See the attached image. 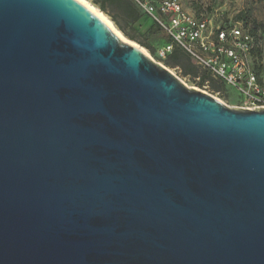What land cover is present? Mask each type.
I'll return each instance as SVG.
<instances>
[{
    "label": "water",
    "instance_id": "water-1",
    "mask_svg": "<svg viewBox=\"0 0 264 264\" xmlns=\"http://www.w3.org/2000/svg\"><path fill=\"white\" fill-rule=\"evenodd\" d=\"M0 264H264V109L75 0H0Z\"/></svg>",
    "mask_w": 264,
    "mask_h": 264
},
{
    "label": "built area",
    "instance_id": "built-area-1",
    "mask_svg": "<svg viewBox=\"0 0 264 264\" xmlns=\"http://www.w3.org/2000/svg\"><path fill=\"white\" fill-rule=\"evenodd\" d=\"M93 2L94 0H87ZM168 37L157 50L165 59L175 48L185 54L198 73L241 95L237 107L264 109V70L259 53L264 38L243 21L216 23L189 12L180 0H129ZM201 76H197L200 81Z\"/></svg>",
    "mask_w": 264,
    "mask_h": 264
},
{
    "label": "rangeland",
    "instance_id": "rangeland-1",
    "mask_svg": "<svg viewBox=\"0 0 264 264\" xmlns=\"http://www.w3.org/2000/svg\"><path fill=\"white\" fill-rule=\"evenodd\" d=\"M89 3L93 5L92 2ZM180 3L189 12L196 15H203L208 18H213L216 23L243 21L244 23L250 25L257 35H259L261 38H264V0H180ZM241 14H243L245 18L237 19V17ZM106 17L110 20L108 16ZM112 24L124 36V34L117 28V26L113 22ZM123 29L126 34L134 37V40H130L129 38L124 36L126 39L136 43L141 48H143L155 62L163 65L165 68L170 70L187 86L199 89L220 100L229 107H237L238 102L241 101L242 97L237 93L235 89L229 86H223L222 84L209 78H206L205 81L200 84V81L197 80V76H201V74H199L198 71L195 77H193L192 75L185 76L183 75L179 67L166 66V58H157L155 57L154 53H151L149 50L142 47L141 44L145 42L149 45L153 52L157 53V50L161 47V45L165 43L164 34L160 31H157V29L148 19L145 20V24L142 25V34H138L134 26H125V28ZM135 33H137L138 35H135ZM259 64L262 68L261 70L263 71L264 41L259 53Z\"/></svg>",
    "mask_w": 264,
    "mask_h": 264
},
{
    "label": "trees",
    "instance_id": "trees-1",
    "mask_svg": "<svg viewBox=\"0 0 264 264\" xmlns=\"http://www.w3.org/2000/svg\"><path fill=\"white\" fill-rule=\"evenodd\" d=\"M92 3L98 5V8L104 13L106 12L103 4H108L109 6L114 7L118 10L119 14L130 23H134L139 19V15L136 11V8L132 5L129 0H94ZM243 18H245L243 14L237 17V19ZM110 20L117 26V28L124 34V36H126L130 40H134V37L126 34L124 32V29L117 24L113 17H110ZM153 26L157 29V31L162 32L158 26H156L155 24H153ZM164 36L165 43L163 45L169 43L168 37L165 34ZM163 45H161V47ZM141 46L149 50L151 53H154L155 57L158 58L157 53L153 52V50L149 47L147 43L144 42L141 44ZM165 61L166 66L179 67L183 75L185 76L192 75L193 77H195L197 75V69L195 68V66H193L189 58L177 48H175L173 52L166 57ZM206 78L207 74L202 75L200 79V84H202Z\"/></svg>",
    "mask_w": 264,
    "mask_h": 264
},
{
    "label": "crops",
    "instance_id": "crops-1",
    "mask_svg": "<svg viewBox=\"0 0 264 264\" xmlns=\"http://www.w3.org/2000/svg\"><path fill=\"white\" fill-rule=\"evenodd\" d=\"M96 8H98V5H95L93 4ZM104 8H105V12H102L99 8V10L105 14L106 16H108L109 18L110 17H113L115 19V21L117 22V24L122 27V28H125L126 27H133L136 29V31L138 32V34H142V25L145 24V20H149L151 22V20L147 17V16H144L143 14H141L137 9V13L139 15V19L134 22V23H130L129 21H127L125 18H123L117 9H115L114 7L112 6H109L108 4H103ZM152 25H153V22H151ZM137 33H135V35H138Z\"/></svg>",
    "mask_w": 264,
    "mask_h": 264
},
{
    "label": "bare ground",
    "instance_id": "bare-ground-1",
    "mask_svg": "<svg viewBox=\"0 0 264 264\" xmlns=\"http://www.w3.org/2000/svg\"><path fill=\"white\" fill-rule=\"evenodd\" d=\"M76 2H78L79 4H81L82 6H84L87 10H89L92 14H94L97 18H99L111 31H113L116 36L122 41L125 42L127 44L136 46L138 48H140L145 54H147V52L141 48L139 45H137L136 43L129 41L128 39H126L112 24V22L101 12L99 11L96 7H94L93 5H91L87 0H75ZM148 55V54H147ZM149 56V55H148Z\"/></svg>",
    "mask_w": 264,
    "mask_h": 264
}]
</instances>
